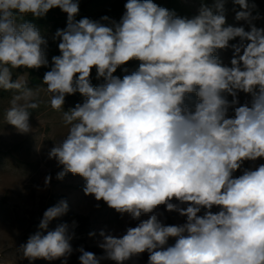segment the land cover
I'll use <instances>...</instances> for the list:
<instances>
[{"label": "clouds", "instance_id": "1", "mask_svg": "<svg viewBox=\"0 0 264 264\" xmlns=\"http://www.w3.org/2000/svg\"><path fill=\"white\" fill-rule=\"evenodd\" d=\"M233 3L241 9L235 19L249 22L250 31L226 26L223 0L202 4L192 18L153 0H127L112 26L77 21L78 0H0V90L13 93L4 118L24 134L32 131L30 109L39 103L28 73L13 80V70L38 69L48 60L46 40L23 17H44L57 7L67 14L66 29L55 34L60 55L52 57L43 84L53 110H63L66 95L79 92L85 100L63 111L68 133L49 157L63 167L58 179L81 176L86 195L139 221L121 237L100 233L103 258L123 264L147 251L148 264H264V164L233 175L245 161L264 158V28L251 24L248 0ZM237 37L240 43H229ZM229 47L231 66L222 65L217 50ZM132 60L140 61L138 70L114 75ZM93 68L104 79L95 87ZM238 92L251 94V102L238 106ZM192 93L198 102L189 107ZM161 205L186 222L165 225L156 212ZM67 211L64 200L49 207L39 228ZM170 237L175 243L166 246ZM70 239L68 225L60 224L30 236L19 250L29 264L66 258ZM80 251V264H100L94 253Z\"/></svg>", "mask_w": 264, "mask_h": 264}, {"label": "rangeland", "instance_id": "2", "mask_svg": "<svg viewBox=\"0 0 264 264\" xmlns=\"http://www.w3.org/2000/svg\"><path fill=\"white\" fill-rule=\"evenodd\" d=\"M79 13L75 19L88 18L100 22L105 26H112V22L119 23L126 9L127 0H78ZM158 6L173 11L177 17L192 18L198 15L202 4L212 6L216 0H153ZM226 26L244 27L250 31V24L247 21H237L236 12L240 11L239 5L233 0H223ZM251 8V24L257 28H264V0H248ZM108 17L103 20L102 17ZM40 31L46 40L43 46L45 57L48 60L46 66L38 69H16L13 70V80L28 73L27 86L33 89L36 101L39 103L37 109H30L29 124L32 131L20 133L14 126L7 124L4 113L10 106L13 95L11 91L0 90V264H29V261L22 258L19 250L21 245L27 243L30 236L38 231L46 235L48 231L55 230L60 224L68 225V235L71 237L70 244L72 253L60 259L48 261L37 259L31 264H80V249L94 253L100 258V264H116L115 261L103 258L104 250L99 247L103 242L100 233L111 234L121 237L126 233L127 228L135 227L139 223L133 220L128 214L118 213L110 208L103 200L97 201L94 195H86L83 191L85 180L79 175L67 173L62 179H58V173L63 167L57 161L49 157L50 150L55 142L66 137L69 126L63 121V111L67 112L74 108L77 103L82 104L85 97L79 92L66 95L63 110L56 111L50 107L51 94L46 91L43 84L44 74L51 70L52 57L60 55L58 48L61 38L56 37L57 30H64L67 27V14L60 8H53L44 17L36 18L31 15L23 17ZM247 42V41H246ZM230 44L240 43L239 37L229 42ZM216 55L222 65L231 66L233 50H217ZM140 61L132 60L117 68L115 76L121 79L133 71L138 70ZM125 69L127 71H125ZM92 85L99 86L104 79H97L96 69L93 68L90 76ZM226 98L231 101V95ZM239 105L250 103L251 94L238 92ZM189 107H194L198 102L195 93L189 94L185 101ZM233 115V109H229V116ZM264 164V158L256 161H245L241 170L233 175L238 177L243 169H255ZM46 177L50 181L46 184ZM61 200L68 204L66 214L53 219L47 229H40L39 223L44 212L55 206ZM173 203L178 201L173 200ZM187 205H180L186 207ZM204 209L199 215H203ZM214 213L219 208L211 209ZM159 219L165 225H182L186 217L181 216L177 211H168L166 206H159L156 209ZM143 215L141 219H147ZM174 237H170L168 245L175 243ZM149 253L146 251L139 255L132 256L123 264H148Z\"/></svg>", "mask_w": 264, "mask_h": 264}]
</instances>
